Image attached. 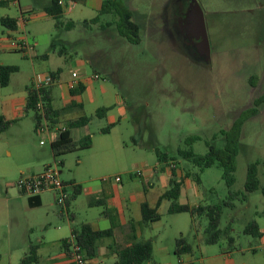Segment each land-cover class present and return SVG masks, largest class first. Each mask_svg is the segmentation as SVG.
<instances>
[{"label":"rangeland","instance_id":"rangeland-1","mask_svg":"<svg viewBox=\"0 0 264 264\" xmlns=\"http://www.w3.org/2000/svg\"><path fill=\"white\" fill-rule=\"evenodd\" d=\"M103 1L78 0L58 26L44 10L51 0H19L29 10L22 14L18 27L36 34L39 56L7 55L14 56L18 70L10 75L7 86H0V115L11 117L10 111L4 112L5 102L22 96L37 73L62 66L63 47L68 49L66 55L85 62L84 71L97 69L99 78L93 80L95 101L85 111L91 120L79 129L90 135L91 146L61 154L62 165L53 161L48 136L36 131L34 111H25L0 132V264H19L30 243L39 245L35 264L52 263L58 247L51 239L69 236L71 212L75 223L98 220L101 229L110 226L108 219L100 218L103 205H89L95 197L85 191L72 200L67 212L52 191L44 193L42 205H31L15 183L47 165H56L64 182L73 179L82 187L99 186L105 177L113 182L118 175L121 182L114 186L116 197L119 193L127 197L132 190L144 189L146 183L150 194H157L169 186L174 169L175 178L191 186L188 191L183 189L179 203L221 205V234L217 243L206 244V218L199 217L194 224L187 212L169 214L170 201L163 200L158 208L160 220L143 231V237L152 239V257L160 264H167L169 258L179 264L173 247L182 236L195 257L203 250H231L234 264H264V196L260 189L244 190L252 163L257 166L259 185L264 183V102L241 124L232 185L226 183L217 164L199 172L198 182V169L177 152L190 135L199 136L191 145L196 154H204L208 144L224 147V131L263 94L264 0H118L119 5L114 4L109 13H100ZM195 1L201 20L193 14ZM116 9L131 11L140 28L139 42L118 33ZM6 15L20 18L18 5L0 3V17ZM67 22L73 23L70 29L64 26ZM182 34L199 42L198 54L188 50ZM0 40L7 42L1 24ZM2 54L4 61L8 57L2 59ZM44 54L48 60L41 58ZM64 71L69 73V68ZM103 106H113L110 115L118 117L106 133L102 129L108 119L95 115ZM157 152L170 160L160 162ZM127 211L126 217L135 218V203ZM252 220L262 231L261 237L244 233ZM120 231L110 238L118 246H122ZM113 261L112 256H104L99 264Z\"/></svg>","mask_w":264,"mask_h":264},{"label":"trees","instance_id":"trees-1","mask_svg":"<svg viewBox=\"0 0 264 264\" xmlns=\"http://www.w3.org/2000/svg\"><path fill=\"white\" fill-rule=\"evenodd\" d=\"M116 4L119 5L118 0H104L103 6L100 13H109L112 6ZM118 15L117 30L118 33L131 42H139V25L133 20L132 13L129 10L119 11L116 9ZM46 13L55 19V23L58 26L62 25L61 17L63 16V8L58 4V0H51L50 4L46 7ZM0 24L4 26L8 31H15L18 25V18L3 16L0 17ZM106 25H109L107 23ZM65 28L70 29L73 26L72 22H67ZM17 71V66L15 65H0V86H7L9 83L10 75ZM254 75L250 77L253 79ZM83 89L82 84L78 88L72 89L71 94L75 95ZM42 95L43 100V110L44 114L38 112L36 108V102L38 97ZM264 102V92L261 96L253 101V106L245 110L237 119L233 122L230 128L224 131V136L226 143L224 147L218 148L212 144H208V149L204 154H196L191 145L192 143L199 139L197 135L187 136L183 145L178 148V156L184 160L189 161L198 169V174H196V179L199 182V172H202L205 168H208L214 164L219 165L223 170V178L228 185H232L234 182V171H235V157L237 153V143L240 137L241 124L245 117L253 115L257 112V106ZM76 104L71 101L67 107L55 108L51 103L50 96V86H42L36 88L33 85L26 87V103L25 111L32 110L35 113V129L41 119L47 120L48 124L52 127L58 123L67 126L66 130L61 132L58 139L50 144V150L52 153L53 161L59 166L63 164L62 160L58 159L61 154H64L77 147L87 148L91 146V137L88 134L83 135L78 141L72 142L71 130L73 128L83 127L89 123L91 117L86 115L82 111L72 118H63L64 112L72 110ZM109 107L103 106L99 107L95 111L97 117H104ZM15 120L7 119L3 115H0V132L4 131L11 122ZM114 123L108 124L102 129L103 132H108L110 127ZM214 137V136H213ZM157 158L160 162H166L170 160L165 153L157 152ZM188 175V173H186ZM68 184L73 185V192L70 198L66 202L65 210L68 211L70 201L75 199V197L80 193V185L69 181ZM183 189V179L175 178L174 169H172V175L169 179L168 188L158 197L156 204L151 206L146 200L140 203V220L138 222L141 228L149 227L154 221L160 219V213L158 212V207L163 200L170 201L167 208L169 214L187 212L190 214L192 221L196 224L199 217L206 218L205 232L209 234V237L205 239L206 244L217 243L221 230L219 229V220L221 214V205L218 204H198L195 206H190L186 203H179L177 200ZM260 189L262 195L264 196V183L259 185V180L257 178V166L256 163H252L248 167L246 180L244 183L245 192H252ZM30 204H35L36 200L34 198H29ZM226 204V203H225ZM104 213L107 212L105 206L103 209ZM264 213V207H263ZM244 233L261 237L262 231L260 230L258 224L252 220L244 227ZM75 236V240L82 246L85 255L88 258H94L98 255L99 241L104 238H113V228L109 227L106 229L94 230L88 223H81L79 225H72L70 229V235ZM62 243L67 252L66 238L62 239ZM37 245H30L28 252L21 258L19 264H35L38 262L39 255L37 252ZM109 252L115 256V261L113 264H154L152 259V240L150 238L136 239L133 234L130 242L125 245L118 246L115 241H111L108 245ZM174 254L176 256H181L183 254H190L193 251L192 246L182 237L179 236L175 239L174 243Z\"/></svg>","mask_w":264,"mask_h":264},{"label":"crops","instance_id":"crops-1","mask_svg":"<svg viewBox=\"0 0 264 264\" xmlns=\"http://www.w3.org/2000/svg\"><path fill=\"white\" fill-rule=\"evenodd\" d=\"M77 1L78 0H74L75 3H77ZM103 2L100 6V10L103 6ZM0 3L3 5H6V4H8V5L12 4L14 6L18 5V8H19L21 15L24 13V11L29 10L28 9L29 7L22 8L19 0H0ZM47 6L48 5H46L44 7V10H46ZM73 9H74V6L70 10V12H68V13H71L73 11ZM63 13L66 14L65 12H63ZM6 16H9V15H6ZM10 17L18 18V22H19V17L17 15L16 16H10ZM5 30H6L7 35L13 36V35H11L12 34L11 32H16L15 33L16 36H13V37L21 36L22 30H20L18 25H17V29L15 31H8L7 29H5ZM26 33H27V31H26ZM27 35L32 40V42L34 44V49H35L36 34L35 33L32 34L29 32ZM0 53H4L1 56V58L3 59V57H8L7 55L12 56V54H9V53H19V52L11 50L9 48H5V49L0 50ZM60 53L62 55L64 54L62 66L57 67L55 70L49 68V69H47V71L46 70L42 71L43 73L42 72L37 73L34 76V79L32 80L33 83L31 85L35 86L34 82L35 83H44L47 79L50 78L51 79L50 83L47 86H50V96H51L52 106L55 108H61V107L64 108V107H67V105L70 104L71 101H73L76 104V106L73 107L72 110H68V111L64 112L63 118L64 119L72 118V117L76 116L78 113H80L81 111L87 115V113L85 112L86 106H89L90 104H92L93 101H95L94 90H92L93 80L99 78V75H98L99 71L97 69H92V73H89L88 71L87 72L84 71V69L86 68L85 62L82 60H76V59L72 58L71 55H66V54H68V49L66 47H63L62 50L60 51ZM38 56L39 55L36 53V50H35V55L32 58H38ZM23 57L25 58V56H23ZM13 58H14V56L5 58L4 61L0 60V65L2 64V65H15V66H17L16 63H13V62H16V59H13ZM41 58L48 60V55L44 54L41 56ZM5 60H7V61H5ZM66 66L69 68V73L64 71V68ZM17 70H18V67H17ZM73 71H75L79 75V78L81 79V84L83 86V89L75 95L71 94V90L76 89V88H70L68 85V81H69V79L71 77V73ZM85 73H88L87 78L85 77ZM95 74L98 75L97 78L94 77ZM26 87H25L24 94L22 96H15L11 100H8L5 102L4 112H6V110H7V111H10V113H11V117H7L6 115H3L5 118L11 119V120H17L25 112ZM102 91H104V90H102ZM114 106H115V103H114ZM108 107H109V109L106 112L104 117H106L108 119L109 124L110 123L115 124L118 121V119H117L118 117L110 115V112H112L115 108L113 109V106H108ZM118 108L120 110H122L120 105L118 106ZM57 125L62 126L64 124L58 123ZM85 126H83V127H85ZM83 127L73 128L71 130L70 134H71L72 142L78 141L83 136V134L80 133V131H79V129L83 128ZM84 135H85V133H84ZM51 155H52V153H51ZM62 162H63V160H62ZM140 175H142V174H140ZM70 181H73V182L80 185V188H81L80 193L82 191H85L88 194L94 195L95 199L90 201L89 205H92L95 202L98 205L102 204L103 209L105 206L107 212L104 213V211H102L100 218L108 219V221L110 222L109 227L113 228V237H114L115 233L116 232L118 233V231L121 229L119 240L122 242V245H125L128 242H130L133 234L136 236V239L145 238V237H143V231L147 227L141 228L138 224V222L140 220V203L142 201L146 200L151 206H154L156 204L158 197L168 188L167 187L163 191L152 195V194H150V193H152V191L149 189L150 186L148 183H146V187H144V189H142V190L137 188L135 190L130 191V193L127 197H125L123 195L120 196V193H119V197H116L114 186L117 183H115L114 181L111 182L109 179L108 180L102 179L99 186H97V185L93 186V185L89 184V185H85V187H82L80 183L76 182L73 179H71ZM190 187L191 186L188 182L183 181V189L184 190L188 191L190 189ZM183 189H182V191H183ZM45 192L46 191L39 192L36 194H31V195H29V194H25V195L28 196V199L34 198L36 200V203L31 204V205H42L45 202V194H44ZM120 192H122V191L120 190ZM132 203H135L136 213H135V218L130 219V217L125 216L124 211L126 212L129 209L130 204H132ZM71 204H72V201L69 204V207H68L69 209L72 206ZM193 206H195V205H193ZM68 218L70 221V223H69V234H70V229H71L72 225H79L81 223H88L92 227V229H94V230L101 229L100 223L98 220H92V221L85 220V221H81L80 223H75L74 222L75 215L72 212L70 215H68ZM159 220H157V221H159ZM157 221L152 222L149 227H151ZM59 236H60L59 241L57 240V237H54L53 239H51L52 245H56L58 247V252L54 254V257L52 258L53 261L50 264H69L68 254H67V252L64 248V245L62 243V239L68 237V235H59ZM106 239H108L109 242H105ZM111 241L112 240L110 238H104V239L99 241L98 255L94 258H91L92 260H94L95 264H99L101 261V258L104 256H112L114 261H115V256L113 254H111L109 252V249H108V245L110 244ZM113 241H115V240H113ZM174 243H175V241H174ZM30 245H37L38 249H39V245L33 244V243H30L28 245V249H29ZM38 249H37V252H38ZM173 250H174V247H173ZM152 251H153V246H152ZM167 254H169V253L167 252ZM199 254H200L199 258L195 257L193 255V251L190 254H183V255L178 257L174 254V251H173V255L175 257H177L179 264H184V263L194 264L193 263L194 261H197L199 264H234V262H235L234 254L231 250H218V251L217 250H203V251H199ZM182 256H184V257H182ZM152 259H153L154 264H160V262L155 260L153 257H152ZM114 261H113V263H114ZM167 264H174L173 258H169V262Z\"/></svg>","mask_w":264,"mask_h":264},{"label":"built area","instance_id":"built-area-1","mask_svg":"<svg viewBox=\"0 0 264 264\" xmlns=\"http://www.w3.org/2000/svg\"><path fill=\"white\" fill-rule=\"evenodd\" d=\"M58 4L62 6L65 13H68L75 5V2L74 0H58ZM32 14L33 13L28 15ZM23 19L24 16L21 15L19 20ZM6 39L7 42H2V40H0V50L9 48L11 50L18 51L25 57H33L35 55L34 44L24 29L21 31V36L13 37L6 34ZM94 77L97 78L98 75L95 74ZM50 80L51 79L49 78L44 83H36L35 87L38 88L47 86L50 83ZM80 84L81 79L79 78V75L75 71H73L68 81L69 87L78 88ZM36 108L39 113H41L42 115L44 114L42 95L38 97ZM66 128V125H54L51 127L43 116L36 127V131L41 134L47 135L50 143H52L58 139L60 133L65 131ZM40 143L44 144V141L41 140ZM54 163L58 165L56 162ZM56 165H47L38 172L24 175L18 181H16L15 185L20 192L29 195L43 191L55 192L57 204L65 210L66 202L73 192V185L61 180ZM171 165L174 167V164ZM137 174L140 175V171H138ZM103 179L108 180L109 177H105ZM112 179L115 183H119L121 181V178L118 175L114 176ZM67 186L71 187L70 191L67 189ZM66 243L68 245L67 254L69 258V264H95L94 260L88 258L85 255L82 246L75 240L74 235L69 234V236L66 237Z\"/></svg>","mask_w":264,"mask_h":264},{"label":"flooded vegetation","instance_id":"flooded-vegetation-1","mask_svg":"<svg viewBox=\"0 0 264 264\" xmlns=\"http://www.w3.org/2000/svg\"><path fill=\"white\" fill-rule=\"evenodd\" d=\"M182 38L184 40V44L186 45V47L188 48L189 51H192V54H198L200 51L199 48V42L197 41H193L191 38H187V36L185 34H182ZM198 51V53H196Z\"/></svg>","mask_w":264,"mask_h":264},{"label":"water","instance_id":"water-1","mask_svg":"<svg viewBox=\"0 0 264 264\" xmlns=\"http://www.w3.org/2000/svg\"><path fill=\"white\" fill-rule=\"evenodd\" d=\"M194 9H193V14L195 15V17L197 16L199 18V20H201L202 15H201V10L200 7L197 5L196 1L194 2Z\"/></svg>","mask_w":264,"mask_h":264}]
</instances>
